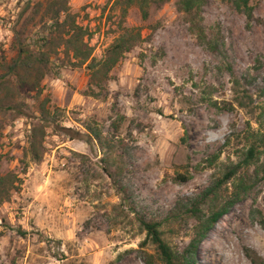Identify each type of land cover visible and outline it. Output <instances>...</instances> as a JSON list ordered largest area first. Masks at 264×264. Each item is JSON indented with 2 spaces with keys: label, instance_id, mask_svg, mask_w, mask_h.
I'll list each match as a JSON object with an SVG mask.
<instances>
[{
  "label": "rangeland",
  "instance_id": "rangeland-1",
  "mask_svg": "<svg viewBox=\"0 0 264 264\" xmlns=\"http://www.w3.org/2000/svg\"><path fill=\"white\" fill-rule=\"evenodd\" d=\"M176 1L0 0V264H161L137 218L180 251L194 221L175 201L249 147L225 186L254 183L194 264H264V0L249 22L228 0L192 17Z\"/></svg>",
  "mask_w": 264,
  "mask_h": 264
},
{
  "label": "trees",
  "instance_id": "trees-1",
  "mask_svg": "<svg viewBox=\"0 0 264 264\" xmlns=\"http://www.w3.org/2000/svg\"><path fill=\"white\" fill-rule=\"evenodd\" d=\"M29 1L31 0H27V2ZM201 1L202 0H177L176 3L180 11H182L185 15L192 17L197 14ZM228 2L234 11L244 16L246 22L253 20L252 8L248 4V0H228ZM58 13L59 11H56V15H58ZM197 38L199 42L207 45L204 42V36L201 30H199ZM120 45L121 44L116 43L109 46L107 48V52L114 53L115 55L120 53ZM207 48L213 51L208 45ZM122 51H128V49ZM16 52L18 60L21 56H24L28 50L25 46H22L19 42H17ZM114 62L115 58L109 63L112 65ZM233 84H237V80L235 78H233ZM57 130L59 134L66 136L68 139L81 137L79 132L74 129L58 127ZM85 136L87 137L86 134ZM254 157L255 151L252 147H249L241 162L227 168L220 177L214 179L195 195L181 197L175 201L171 216L175 217L176 215L182 214L185 217L192 218L194 221L191 236L180 251L170 249L169 246L161 239L158 222L148 221L138 217V223L144 231V238L140 243H150L153 245L157 259L161 264H194L196 248L202 241L207 231L220 217L227 213L228 209L234 203L243 199L251 189L254 183V175H246V173L237 179L236 183L233 184L229 192H227L225 184L228 180L235 176L241 167L242 169H245L249 164V161ZM103 170L108 177L111 176L109 171L105 168H103ZM177 179L179 181H185L186 177L178 175ZM114 186L123 198L125 194L124 188L116 182H114ZM247 257L252 264H262V262H256L255 255L251 256L247 254ZM142 261L143 264H155V262L151 259V255L146 254L145 252L143 253Z\"/></svg>",
  "mask_w": 264,
  "mask_h": 264
}]
</instances>
